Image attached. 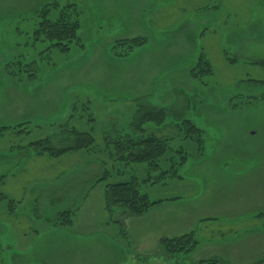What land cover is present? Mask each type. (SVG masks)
<instances>
[{
	"label": "rangeland",
	"instance_id": "rangeland-1",
	"mask_svg": "<svg viewBox=\"0 0 264 264\" xmlns=\"http://www.w3.org/2000/svg\"><path fill=\"white\" fill-rule=\"evenodd\" d=\"M68 1L0 0V126L8 127H0V148L16 150L5 170L14 176L2 179L0 194L12 187L17 198L10 211L0 197V264H46L47 256V264H80L58 259L65 255L63 248L68 254L73 249L61 236L37 235L54 226L59 211L81 205L86 191L89 198L75 217L77 230L114 221L124 227L123 239H139L138 217L144 214L116 211L113 220L104 215L97 209L98 186L78 181L77 170L84 169L83 177L93 174L103 191L106 181L134 175L149 199L181 201L178 213L201 218L194 229L196 250L178 255L181 264H194L209 251L241 263L242 254L206 244L210 237L219 242L235 235L242 236L244 246H258L255 254L264 258V0H71L78 9L79 42L62 52L32 31L43 5L54 2L55 9ZM55 15L52 10L50 17ZM219 32L227 33L223 40ZM133 37L146 42L121 57L112 53L114 44ZM203 53L213 74L200 79L190 70ZM19 61L25 64L20 69ZM148 111L163 117L147 119L141 133L166 137L173 151L183 148L188 154L179 177L152 182L160 175L153 170L147 181L144 163L124 166L113 157L112 142L132 136ZM183 118L204 130L200 151L183 137ZM72 130L91 133V146L57 157L33 147L44 138L53 147L67 146ZM28 152L52 161L34 156L18 173L19 155ZM171 152L159 161L163 169ZM105 170L108 174L97 182ZM119 218L121 225L115 221ZM111 231L105 233L112 236ZM95 244H88L93 251Z\"/></svg>",
	"mask_w": 264,
	"mask_h": 264
},
{
	"label": "trees",
	"instance_id": "trees-1",
	"mask_svg": "<svg viewBox=\"0 0 264 264\" xmlns=\"http://www.w3.org/2000/svg\"><path fill=\"white\" fill-rule=\"evenodd\" d=\"M54 5L56 6V3L50 2L39 9L38 19L35 22L36 24L32 34L39 39L47 40L51 48L56 47L64 52L65 50L70 49L73 44L75 45L79 42L78 30L80 28V21L78 19V9L76 8V3L74 1L71 2V0L60 8L53 9ZM52 10L57 11V15L50 17ZM145 42L144 37H133L132 39L120 40L112 46V53L121 57L128 54L133 47L142 46ZM229 60L230 62L237 61L232 57H230ZM196 61L197 62L190 70V73H192L194 77L201 79L205 75L213 74L212 63L204 53L201 54ZM14 64L16 63L14 62ZM24 65L25 64L20 61L18 62V65L16 64L19 69ZM252 81L257 82V80ZM262 82H264V80H262ZM162 117L163 116L160 115V113L152 114L151 111H148L139 117L137 124L139 129H136L132 136H125L120 139L117 138L112 142V145L115 146L113 157H116L117 161L123 162L124 166L129 163L145 164L148 168L146 173L148 178L147 181L150 180L149 174L151 171L158 170L160 173V175H158L159 179L152 182H157L161 179L164 180V178L166 179L172 176L179 177L178 170L180 166H182L184 160L187 159L188 155L183 148L173 151L170 148L169 140L166 137H157L152 133H141L143 130L141 125L146 122L147 119L158 120ZM179 126V129L183 132V137L186 140L195 142L197 149L200 151L203 148L202 135L204 130L196 126L192 120L187 118H183L179 123ZM0 127L1 129L8 128L7 126ZM72 134L74 137L72 138L71 143H68L67 146L53 147L49 144L48 138H44L42 140L34 141L33 147L44 154L46 153L50 157H57L68 151L89 147L93 143V135L89 132L72 130ZM170 151H172V156L167 160L169 161V167L163 169L162 166L159 165V161ZM106 174H108V172L105 170L103 176L100 179H97V182L103 181ZM141 181L142 180H137L134 175H131L125 181L119 180L113 183L105 182L103 207L111 220H113V213L116 211H120L121 213L126 214V216H139L145 214L151 206L162 202V200L149 199L146 192L139 190V184ZM0 197L5 200L8 209L13 211L12 206L15 204V200H12L3 193L0 194ZM73 212V209L59 211L56 218L53 220L54 226H71ZM121 219H117L116 221L120 225ZM120 228L121 234L124 235V227L121 225ZM197 243L194 232L190 231L186 232V234L175 237H163L158 241V247L165 255L176 258L178 255H187L194 251L197 247ZM260 261L264 263V258ZM222 262L223 261L219 258L210 257L209 259H201L195 264H216Z\"/></svg>",
	"mask_w": 264,
	"mask_h": 264
},
{
	"label": "crops",
	"instance_id": "crops-1",
	"mask_svg": "<svg viewBox=\"0 0 264 264\" xmlns=\"http://www.w3.org/2000/svg\"><path fill=\"white\" fill-rule=\"evenodd\" d=\"M231 28H228V30ZM231 32L229 33H234L235 31L229 30ZM226 32L222 33L219 32L218 38L220 40H223L224 37H226ZM229 35V34H228ZM15 151L11 149V147H4L0 148V184L3 181L2 179L5 177L8 179L10 177L11 179L14 176V173H6V168L11 165V160L12 156H15ZM15 155H14V154ZM34 156H38L42 158V160L45 161V159L52 161L49 159V157L41 154H37L35 152L31 153L28 152L22 156L19 155V163L15 166V168L18 169L19 171L23 167H25L26 163L30 159H34ZM82 158V156H80ZM79 157V158H80ZM57 160V159H54ZM8 165L6 166V164ZM87 167H90L91 163L90 160H88ZM34 164V163H32ZM37 165L38 162H37ZM86 166V165H85ZM84 166V167H85ZM37 174L40 172L39 168L40 166H37ZM35 168V169H36ZM34 169V170H35ZM78 171V176H79V182L84 184L85 186H88L89 188H95L98 186V190L96 192H100V200L98 201L100 206H97V209L100 208L102 213L104 214V207H103V184L98 183L94 184V180L96 179L93 174H91V177H83L86 174V169L84 171L80 172ZM58 173V171H57ZM44 174H40L39 178L44 182L45 181V176ZM24 176V173L21 174V178ZM82 176V177H81ZM58 177V175H57ZM51 183V182H48ZM99 185H102L100 187ZM21 186V185H20ZM12 191L13 188L10 187L8 189H5L1 191L3 194L6 196H9L10 198L17 199L15 196H12ZM87 191L83 194L82 200H81V205L74 206V212H73V221L71 226L68 227H56L52 226L51 228H43V231L38 233L39 236H44L45 234L53 233L56 236H61L64 239V245L70 243V248L73 247V249H69L71 254H68V251H66L63 248V251L65 253L61 254L58 259H62L64 261H67L68 259H71L73 262L74 259L77 261H81L80 264H181V261L183 259H180L179 257L172 258L167 255H165L163 252H161L160 248L158 247V241L162 239L163 237H175L179 235L186 234V232H194V229L197 228V226L201 223L200 219L197 215L193 214H188L185 212L178 213L176 210L180 208V205L182 204L181 201L173 200V201H165L161 204H158L154 207H152L146 214L143 216L138 217L141 219L138 229V233L136 236L139 238L136 239H127V238H122L123 235L121 234L120 231V226L116 224L114 221L111 223H108L105 221L102 222V225H95L91 226V230H85V228L80 227L78 230L75 228L77 227V222L75 221L76 215L79 214V210L81 209L82 203L89 198L87 196ZM155 200V199H154ZM79 203V202H78ZM77 203V204H78ZM79 206V207H78ZM1 208L4 209L3 206ZM70 209V208H69ZM92 213V212H91ZM106 215V214H104ZM210 217V216H208ZM120 219V218H119ZM124 219V218H122ZM146 219H149L148 221ZM106 220V219H105ZM117 221V220H115ZM225 222H230V220H224ZM73 226V227H72ZM106 231V228H112V236H109L105 231L100 230L99 228H103ZM98 228V229H94ZM93 229V230H92ZM126 229V228H125ZM129 231V230H128ZM257 231V230H255ZM84 233H89L88 237H85L86 235ZM254 233V232H251ZM122 240H115V237H120ZM241 235H235L232 236V238L224 240L223 238L219 241L216 242L214 239L211 237L209 240H207L206 244H214L216 247H222L223 249H227L230 254L233 255V253H239L242 254V261L239 264H264L260 260L262 256L256 255L255 252H257L258 246L253 245L252 243H249L248 245L244 246V243L241 242ZM44 239L47 238V236L43 237ZM86 238V239H85ZM83 240H88V241H83ZM153 241V242H152ZM87 242V243H86ZM97 242L98 244V250L93 251V248L88 245L89 243H95ZM153 243L155 245V253H150V243ZM95 244V245H97ZM95 247V246H94ZM196 250V249H195ZM192 251L191 253L195 252ZM209 251L207 252L209 256H204V257H199L198 259H195L193 263L195 264L201 259H209L212 256H215L216 253ZM251 253V255H247L246 253ZM210 253V254H209ZM68 254V255H67ZM51 257H43L44 263L47 264L46 260L50 259ZM185 258V257H184ZM221 259V258H220ZM223 261L222 263H216V264H236V263H231L229 261ZM107 262V263H106Z\"/></svg>",
	"mask_w": 264,
	"mask_h": 264
}]
</instances>
